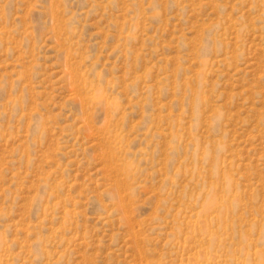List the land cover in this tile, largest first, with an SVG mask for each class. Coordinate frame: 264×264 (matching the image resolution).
<instances>
[{
    "label": "rangeland",
    "instance_id": "rangeland-1",
    "mask_svg": "<svg viewBox=\"0 0 264 264\" xmlns=\"http://www.w3.org/2000/svg\"><path fill=\"white\" fill-rule=\"evenodd\" d=\"M0 264H264V0H0Z\"/></svg>",
    "mask_w": 264,
    "mask_h": 264
}]
</instances>
